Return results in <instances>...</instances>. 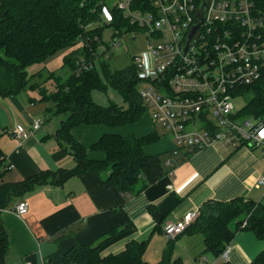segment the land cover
I'll return each instance as SVG.
<instances>
[{
	"label": "crops",
	"instance_id": "crops-1",
	"mask_svg": "<svg viewBox=\"0 0 264 264\" xmlns=\"http://www.w3.org/2000/svg\"><path fill=\"white\" fill-rule=\"evenodd\" d=\"M1 99L0 152L5 164L0 188L46 170L75 167L73 155L57 139L61 119H51L46 127L49 102L35 90ZM40 117L45 119L42 125L32 130ZM14 121L25 129L22 140L12 134ZM152 132L159 138L144 147L151 156L150 166L143 171L142 188L134 193L107 187L100 175L83 172L61 184L50 181L21 195H9V204L0 210L9 239L6 264H58L73 245H94L112 228L118 232L101 242V256L124 250L132 240L148 241L145 257L156 262L170 240L163 227L189 212H199L204 202L245 197L264 206V186L258 184L264 177V152L257 145L233 147L219 142L186 158L181 153L173 155V138L154 123L148 111L138 121L121 126L81 124L72 129L73 137L87 148L104 133L140 137ZM89 156L104 159L106 154L92 151ZM20 200L29 207L21 217L13 211ZM70 227L83 230L58 239L60 231ZM204 249L199 235L183 233L176 239L175 255L186 257L189 264H198L203 257L206 264L224 261ZM263 249L264 234L257 237L251 230H240L231 243L228 261L249 264Z\"/></svg>",
	"mask_w": 264,
	"mask_h": 264
},
{
	"label": "trees",
	"instance_id": "trees-1",
	"mask_svg": "<svg viewBox=\"0 0 264 264\" xmlns=\"http://www.w3.org/2000/svg\"><path fill=\"white\" fill-rule=\"evenodd\" d=\"M101 1L105 0H0V95L10 97L35 90L43 100L53 102L47 112L64 116L57 130V139L76 161L75 167L70 169L46 170L19 182L4 183L0 188V210L9 204V195H21L50 181L61 184L83 172L100 175L107 187H116L122 192L134 193L142 188L143 171L151 161L144 147L158 140L156 133L140 137L104 133L89 148L72 134V129L81 124L116 127L133 123L146 111L139 94L138 70L133 63L128 68L113 70L104 59H98L104 72L102 80L96 64L90 66L89 62L83 65L79 62L82 57L97 59L89 50L91 48L99 56L103 34L111 27L97 23L94 28H87L90 23L99 22V14L93 9ZM256 2L264 10V0ZM114 13L116 22L112 25L119 27L121 33L134 30L127 20L120 19L119 12ZM79 43L63 58L62 74L67 76L54 74L38 80L43 77L44 60ZM34 65H39L38 70L30 72ZM50 79L54 83L47 88L46 81ZM109 85L119 92L123 105L110 102L103 106L94 101L93 90H105ZM237 93L245 94L247 101L236 116L241 120L264 121V75L252 84L240 86L234 95ZM244 143L248 142L241 145ZM92 151H102L106 156L92 159L89 156ZM194 153L184 152V158ZM4 162L0 160V176ZM132 226L131 222L127 223V227ZM81 230L83 227L61 230L58 239ZM240 230H251L257 237L264 234V206L252 198L204 202L195 221L183 233L201 236L204 252L218 258ZM117 232V228L110 229L94 245H73L58 264H188L183 256L175 255L176 239L183 233L170 238L161 259L156 262L145 258L148 241L132 240L124 250L101 256V242L111 239ZM8 251L9 239L0 218V264H6ZM216 264L231 263L221 261ZM249 264H264V249Z\"/></svg>",
	"mask_w": 264,
	"mask_h": 264
},
{
	"label": "built area",
	"instance_id": "built-area-1",
	"mask_svg": "<svg viewBox=\"0 0 264 264\" xmlns=\"http://www.w3.org/2000/svg\"><path fill=\"white\" fill-rule=\"evenodd\" d=\"M107 1L93 9L99 14V22L87 28L97 23L110 25L113 40L107 43L102 37L99 56L89 50L97 59L82 57L79 62L93 66L98 59L113 56L122 36L136 39L138 33L145 34L147 50L132 58L140 81L146 82L139 94L154 123L173 138V155L194 153L219 142L233 147L248 142L264 152V121L239 119L232 103L237 88L264 75V10L256 0ZM114 12H119L120 19L127 20L134 30L121 33L112 25L116 22ZM195 25L198 28L189 38ZM42 123L35 119L32 130ZM12 134L19 140L27 135L18 123ZM258 184L264 186V177ZM28 209L25 200L13 206L19 217ZM197 215L189 212L168 222L164 234L177 237ZM230 251L231 244L220 258L228 261ZM206 262L203 257L198 264Z\"/></svg>",
	"mask_w": 264,
	"mask_h": 264
},
{
	"label": "rangeland",
	"instance_id": "rangeland-1",
	"mask_svg": "<svg viewBox=\"0 0 264 264\" xmlns=\"http://www.w3.org/2000/svg\"><path fill=\"white\" fill-rule=\"evenodd\" d=\"M111 1L113 0H108L107 3H111ZM111 30L107 29L104 34L103 37L105 38V41L108 43L109 41L112 42L111 40ZM120 42L121 45L116 47L114 49V54L112 57L108 58V59H104L105 63H109L111 69L115 70V69H125L128 68L132 65V58L134 55L140 54L143 51L147 50V38L145 36V34L143 33H138L136 39H132L131 36L126 35V36H122L120 38ZM79 44H76L74 47H70V48H65L62 50H59L58 52H56L55 54H53L52 56L48 57L46 60H44V63L42 64V66L45 67V70H43V77L38 78V80L40 79V81L45 80V78H47L48 76H52L54 74H62L64 73V69H63V58L66 54H68V52H70L71 49L73 48H77ZM97 64V69L99 71V74L101 76V79L104 80V72H103V68H102V62H96ZM39 65L37 66H32L30 68V72H34L36 70H38ZM51 74V75H50ZM62 75H66L67 74H62ZM54 81L52 79H50L49 81H46V87L47 88H51L53 85ZM138 88L139 90L146 85L145 81H140L138 84ZM92 96L93 99L96 103L103 105V106H107L110 104V102H114L118 105H123V99L121 97V95L119 94V92L113 88L111 85H109L105 90H100V89H96L93 90L92 92ZM0 99H1V95H0ZM3 100V99H1ZM247 98L245 94H235L233 99H232V103L234 106V109L237 112H242L245 104H246ZM3 102V101H2ZM48 106H52L54 105L53 102H49L47 103ZM3 105L0 104V110L2 109ZM9 115H13V111H11L9 109ZM51 117V118H49ZM0 118L2 119L3 116H1L0 114ZM63 119L64 116H60V115H53L52 112H48L47 115V123H46V127L48 126L49 123H51V119L52 120H60ZM38 119L41 120H45L43 117H40ZM14 124L16 125V121H14ZM19 124V123H18ZM1 131V129H0ZM1 135V134H0ZM184 257V256H183ZM146 258V257H145ZM148 258V257H147ZM186 259V261L188 260L186 257H184ZM151 259V256L148 258ZM151 261V260H149ZM189 264V262H188Z\"/></svg>",
	"mask_w": 264,
	"mask_h": 264
},
{
	"label": "water",
	"instance_id": "water-1",
	"mask_svg": "<svg viewBox=\"0 0 264 264\" xmlns=\"http://www.w3.org/2000/svg\"><path fill=\"white\" fill-rule=\"evenodd\" d=\"M197 28H198V25H195V26L193 27V29H192L191 32H190L189 38H191V37L193 36V34H194L195 31L197 30Z\"/></svg>",
	"mask_w": 264,
	"mask_h": 264
},
{
	"label": "bare ground",
	"instance_id": "bare-ground-1",
	"mask_svg": "<svg viewBox=\"0 0 264 264\" xmlns=\"http://www.w3.org/2000/svg\"><path fill=\"white\" fill-rule=\"evenodd\" d=\"M119 28V27H118ZM84 48V47H83Z\"/></svg>",
	"mask_w": 264,
	"mask_h": 264
}]
</instances>
